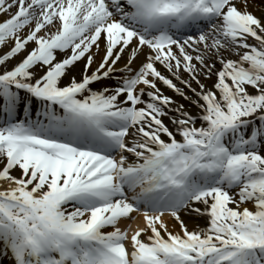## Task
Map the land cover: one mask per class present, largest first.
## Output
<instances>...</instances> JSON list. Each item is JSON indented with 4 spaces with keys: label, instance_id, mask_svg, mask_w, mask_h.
<instances>
[{
    "label": "snow or ice",
    "instance_id": "snow-or-ice-1",
    "mask_svg": "<svg viewBox=\"0 0 264 264\" xmlns=\"http://www.w3.org/2000/svg\"><path fill=\"white\" fill-rule=\"evenodd\" d=\"M0 264H264V0H0Z\"/></svg>",
    "mask_w": 264,
    "mask_h": 264
},
{
    "label": "bare ground",
    "instance_id": "bare-ground-1",
    "mask_svg": "<svg viewBox=\"0 0 264 264\" xmlns=\"http://www.w3.org/2000/svg\"><path fill=\"white\" fill-rule=\"evenodd\" d=\"M256 15H257V16H260L261 13H260L259 11H257V12H256ZM125 59H126V57H125ZM97 63H99V58L97 59ZM118 66H119V67H122L123 64L121 63V64L118 65ZM217 67H219V65H217ZM94 68H95V65H94ZM77 71H79V69H78ZM161 71H165V70H164L163 68H161ZM165 74L168 75L169 78H172L171 75H170L169 73L165 72ZM181 75H182V78H183L184 80H188V79H189V78H188V76H189L188 73H182ZM201 82H202L203 84H205L209 89H211L212 86H213V84H214V82H213L212 79H206L203 75H201ZM174 83L177 84V83H180V81L174 80ZM160 87H161V90H162V92L164 93V95L173 96V98H174L173 100L176 101V105L183 104V105L185 106V109H186L187 111L191 112L193 115H195L196 113L199 112V109H198L194 104H192L191 101H189V100H184L182 97L178 96L176 93L171 92L170 89H167V88H166L165 86H163V85H160ZM177 87H180V88L184 89V90L187 92V94H188L190 97L193 98V100L197 99V97L191 92V90L187 89L185 86L183 87V86L180 84V85H177ZM192 87H193V88H196L197 91L200 90L199 87L193 86V84H192ZM165 118H166L165 123H166V124H169V126L172 127V125H171V123H170L168 117H165ZM165 118H164V119H165ZM14 174H16V173H14ZM182 218L185 220V222L187 223V225H188V227H189L190 230L196 228L197 226L204 227L205 224H206V221H205L204 219H202V218H197V217H187V216H183V215H182ZM165 220H166L167 223L169 224V228H170V230H174V231H176V232H179V231H180L178 224H176L175 221H172L170 217H166ZM139 223H141V225H142V220H141ZM133 227H135V225H133Z\"/></svg>",
    "mask_w": 264,
    "mask_h": 264
}]
</instances>
